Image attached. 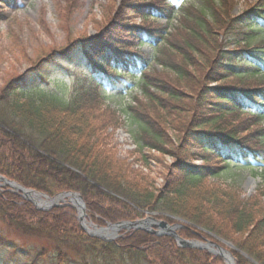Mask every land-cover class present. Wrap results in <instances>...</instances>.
<instances>
[{
    "label": "trees",
    "instance_id": "16d2710c",
    "mask_svg": "<svg viewBox=\"0 0 264 264\" xmlns=\"http://www.w3.org/2000/svg\"><path fill=\"white\" fill-rule=\"evenodd\" d=\"M19 1L5 0L10 7ZM199 1L184 8L181 20L186 25L179 31L187 38L185 47H180L185 52L180 56L185 68L179 67L176 86H160L164 95L147 89L151 81L145 73L146 57L141 60L144 54L119 49L116 44L123 38L108 27L104 35L108 42H99L102 35L78 40L76 47L46 53L23 72L9 69L0 86V174L50 196L79 192L86 202L88 218L100 226L136 219L144 210H165L226 236L230 232L241 238L247 234L246 240L239 242L244 254L236 251L237 264H253L251 258L264 264V209L258 207L259 203L238 201L235 195L222 193L224 197L217 196L207 206L200 200L190 203L187 194L189 184L208 173L225 170L240 156L259 159L258 147L250 143L255 140L264 145V128L251 136L219 127L204 128L236 110L256 120L264 119V85L243 89L209 83L218 69L237 77H264V45L255 43L264 32V0H257L238 15L231 12L233 0ZM160 2L162 5L151 9V14L171 15V5ZM131 12L125 9L122 15ZM141 30H146L153 44L164 40V29ZM139 66L145 95L165 114H135L132 112L138 108L131 106L124 111L136 124L134 137L140 150L148 146L173 157L168 168L173 178L161 191L151 183L130 181L115 153L104 147L102 125L99 127L91 116L93 107L104 105L108 82L123 75L136 78ZM74 70L93 84V97L101 101L79 95L78 77L71 98L57 93L64 89L61 85L65 81L57 74L74 77ZM93 72H102L99 80L90 81ZM50 81L55 83L54 90L47 87ZM170 118L178 120L173 125L180 134L177 143L167 134ZM198 148L221 158L226 165L216 170L195 165L194 160L200 156ZM202 157L206 159L204 154ZM76 213L70 205L40 210L19 193L2 187L0 258L6 264H223L220 257L206 250L181 247L170 237L143 230L124 231L110 241L92 237L80 227ZM4 228L23 238V243L11 238ZM180 234L193 237L189 227L181 229Z\"/></svg>",
    "mask_w": 264,
    "mask_h": 264
},
{
    "label": "rangeland",
    "instance_id": "374dc122",
    "mask_svg": "<svg viewBox=\"0 0 264 264\" xmlns=\"http://www.w3.org/2000/svg\"><path fill=\"white\" fill-rule=\"evenodd\" d=\"M256 1L233 0L234 11L231 12L238 15ZM167 2L172 4L175 10L173 15L169 18H156L149 15H151V9H156L158 5H162L159 0H20L13 7H10L5 0H0V86L8 76H6L7 71L23 72L46 53L63 51L74 45L76 47L78 40H93L98 35H102L99 42H108L109 38L104 36L108 32V29L105 30V28L108 27L119 32L118 35L123 38L120 44H116L119 49L125 47L129 53L144 54L147 65L145 73L151 81L147 89L155 95H164L160 86L170 88L176 86L179 82L177 79L179 67L185 68L184 61L180 57L185 52L180 47H185L184 41L187 38L179 31L182 26L186 25L181 20L184 8H188L191 3L195 5L200 3L199 0H167ZM125 9L132 12L124 16L122 14H124ZM145 14L148 17H144ZM157 27L165 31L163 41L155 44L146 42L139 44L138 33L141 31L140 29ZM186 31L191 32L189 29ZM255 43L264 45L262 44L264 37L258 38ZM188 63L190 62L188 61ZM215 72H217L215 76L210 77L209 83L212 86L224 85L249 89L264 85V77L257 74L237 77L226 72L221 73V69ZM72 73L74 77L57 74L60 78L65 77V81L61 85L64 89H55L58 90L59 95L71 98L76 83L75 79L78 77L80 82L76 88L81 92L79 95L86 94V96L89 95L93 98L92 101H101L99 98L93 97L96 88L87 80L86 76H82L79 70H74ZM137 73L138 76L134 79L125 76L111 84L108 87L109 90L104 94V105L101 103L100 106L93 107L92 113L94 114L91 116L94 117L99 127L102 125L100 134L102 137L103 133L106 135L104 147L115 153L116 161L122 164V172L131 179L130 181L139 185L151 183L161 191L165 189L164 185L168 183V180L173 178L168 175V168L172 166L174 161L173 157L148 146L140 150L134 137L136 124L127 117L124 111L125 108L131 106L135 109L138 108L133 110L132 113L135 114L140 112L156 116L162 114L164 116L165 114L162 108L151 102L152 100L150 101L149 97L145 95L140 72ZM94 77H98V74ZM90 81H92V77ZM54 85L55 83L50 81L47 87L53 89ZM170 88L168 89L170 90ZM155 95L154 98H156ZM214 116L216 115L214 114ZM167 118H169L168 115ZM168 120L167 134L177 143L176 140L180 134L173 128V125L177 124L175 121L178 120L171 118ZM170 120H172V124H170ZM212 125H207L204 129H217L219 127L225 132L232 131L236 135L251 136L253 131L264 128V119L256 120L249 113L236 110L234 113L225 114L218 119L216 124ZM250 145L258 147L259 159L250 158L247 160L244 156H240L236 158V163L227 165L221 158L198 148L197 153L200 156L194 160L195 165L209 166L214 170L225 165L226 168L217 172L218 174L208 173L203 178L189 184L187 194L190 197V203L200 200L209 206L217 196L224 197L222 193H226L235 195L238 201L257 202L260 204L258 207L264 209V145H258L255 140H251ZM203 154L206 159L202 157ZM65 201L73 205L70 198H65ZM72 207L76 209L78 218V208ZM147 212L149 213V210ZM155 213H157L155 216L158 219L189 227L193 237H184L180 234L181 229L177 230V233L183 238L199 241L207 239L223 246L234 256L235 264H237L236 251L244 254L239 242L246 240L247 234L241 238L238 234L230 232L226 236L203 224L195 222L192 225L188 224L187 221L190 220L187 217L177 216L165 210H157ZM145 216L146 214H143L139 219ZM86 219L88 220V218ZM230 228L231 225L228 229ZM122 230L116 234L117 238L123 234ZM4 231L18 243H23L24 239L20 236L6 228ZM163 236L172 238L170 235ZM175 242L177 243L176 240ZM251 261L253 264H260L253 258ZM0 264L6 263L0 258ZM15 264L17 263L15 262ZM20 264H25V261Z\"/></svg>",
    "mask_w": 264,
    "mask_h": 264
},
{
    "label": "water",
    "instance_id": "95a60500",
    "mask_svg": "<svg viewBox=\"0 0 264 264\" xmlns=\"http://www.w3.org/2000/svg\"><path fill=\"white\" fill-rule=\"evenodd\" d=\"M5 185L10 187V189L20 192L21 195L29 200L32 201L37 208L41 210H49L53 207L63 206L68 203H62L64 200L61 197H65L66 195H70L74 201L71 200L73 205H75L78 208L79 212V221L80 226L83 228L84 231L90 236L97 237L103 240H112L111 238H115L116 234L122 230H143L148 233L156 234L158 236L163 235H170L172 238H174L178 245L181 247H189V248H197V249H206L210 253L215 254L216 256H219L223 259L224 264H235V258L233 255L230 254V252L224 248L223 246L217 244L216 242H213L211 240H196V239H187L183 238L177 233V230L180 228H183L184 226L179 223L171 224L166 220L158 219L155 215L157 213L150 212L149 213L145 210L146 217L136 219L133 221H119L116 223L109 222L106 226L98 227L96 224L92 223V228L89 227V225L86 223L85 216L87 214L86 212V203L82 198V195L77 191H67V192H61L53 197L38 191L36 189L27 188L17 181L8 179L4 175L0 174V186ZM40 200V203L36 200ZM188 224L192 225V222H188ZM110 236V237H109ZM224 243V242H223ZM228 245V243H225Z\"/></svg>",
    "mask_w": 264,
    "mask_h": 264
},
{
    "label": "bare ground",
    "instance_id": "6f19581e",
    "mask_svg": "<svg viewBox=\"0 0 264 264\" xmlns=\"http://www.w3.org/2000/svg\"><path fill=\"white\" fill-rule=\"evenodd\" d=\"M63 200L65 199V198H70L72 201H74L75 199H73L70 195H66L65 197H61ZM37 202H39L40 203V200H36ZM137 219V218H136ZM89 224V223H88Z\"/></svg>",
    "mask_w": 264,
    "mask_h": 264
}]
</instances>
